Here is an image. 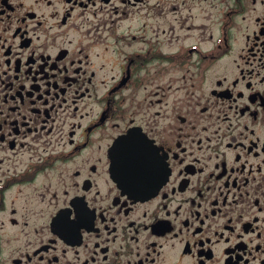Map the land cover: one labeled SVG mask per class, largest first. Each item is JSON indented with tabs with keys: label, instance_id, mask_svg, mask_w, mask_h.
Instances as JSON below:
<instances>
[{
	"label": "flooded vegetation",
	"instance_id": "obj_1",
	"mask_svg": "<svg viewBox=\"0 0 264 264\" xmlns=\"http://www.w3.org/2000/svg\"><path fill=\"white\" fill-rule=\"evenodd\" d=\"M0 264H264V0H0Z\"/></svg>",
	"mask_w": 264,
	"mask_h": 264
},
{
	"label": "water",
	"instance_id": "obj_2",
	"mask_svg": "<svg viewBox=\"0 0 264 264\" xmlns=\"http://www.w3.org/2000/svg\"><path fill=\"white\" fill-rule=\"evenodd\" d=\"M114 161H116V163H117V165H115L116 166V169H118V170H121L122 168H124V165H123V160L122 159H120V158H116V159H114ZM135 166V165H134ZM133 167V166H132ZM128 174H130V175H134V173L133 172H130V173H128Z\"/></svg>",
	"mask_w": 264,
	"mask_h": 264
}]
</instances>
